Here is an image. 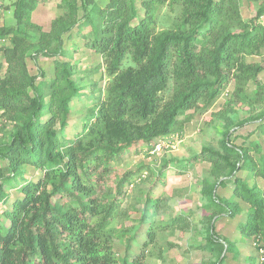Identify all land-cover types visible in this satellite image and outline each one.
<instances>
[{"label":"trees","instance_id":"16d2710c","mask_svg":"<svg viewBox=\"0 0 264 264\" xmlns=\"http://www.w3.org/2000/svg\"><path fill=\"white\" fill-rule=\"evenodd\" d=\"M93 1L57 0L60 12L44 32L31 21L41 0H13L5 6L0 0L3 9L12 8L14 19V25L0 27V41L8 42L0 46V73L5 70L0 119L13 125L9 138L0 139V163L8 171L3 175L0 170V264H144L158 230H191L189 212L155 221L164 203L151 187L134 197L133 210L137 203L141 209L131 227L114 230L112 223L124 214L127 187L143 172L155 175L154 184L162 183L167 168L183 162L164 161L157 173L139 166L107 188L113 166L133 147L136 154L151 151L157 140L180 129V117L199 104L207 110L229 82L237 103L250 100L247 83L261 86L264 61L249 64L246 57L264 54V27L241 20L238 0H179L180 24L161 32L154 25L155 6L177 0L142 2L139 19L133 0H109L98 11L97 24L90 20ZM262 15L264 7L256 18ZM81 22L91 24L93 37L87 44L103 58L111 80L103 93L91 97L84 114H76L74 101L81 90L72 64L55 61L53 77L45 82L42 72H28L26 57L32 47L35 55L64 57L62 37ZM30 29L38 36L35 45ZM126 59L131 65L123 69ZM170 82L165 100L162 93ZM251 94L259 97L257 91ZM263 121L264 109L245 123L264 130ZM72 122H79L81 130L66 141ZM257 144H248L259 151L255 161L250 147L231 143L228 127L221 152L204 147L189 160L211 163L214 180L204 179L201 187L204 208L212 214L204 225V243L212 254L224 253L211 264H222L238 246L252 251L245 256L249 264L256 258L264 264V152ZM25 168L39 172L37 179L26 180ZM9 188L14 195L8 205ZM216 217L226 230H215ZM133 249L138 254L131 259Z\"/></svg>","mask_w":264,"mask_h":264},{"label":"rangeland","instance_id":"374dc122","mask_svg":"<svg viewBox=\"0 0 264 264\" xmlns=\"http://www.w3.org/2000/svg\"><path fill=\"white\" fill-rule=\"evenodd\" d=\"M54 0H41L47 9H44L45 16L37 13L35 21L42 25V30H48V22L59 14ZM109 0H94L90 7V20L92 24H97L98 11L103 8ZM147 0H133L138 12V19L144 16V8L141 3ZM13 0H4L3 5L11 4ZM238 9L240 18L244 22L254 20L256 23L264 27V15L256 18L257 13L264 7V0H238ZM53 10L55 14L53 15ZM44 19V20H40ZM137 21V20H136ZM135 21V22H136ZM155 29L157 32L166 30H175L181 22V5L177 0L174 3L169 1L162 5H156L154 9ZM14 21L11 12H6L1 7L0 10V27L12 26ZM99 23V22H98ZM12 24V25H9ZM37 25V24H36ZM39 26V25H38ZM44 28V29H43ZM50 28V27H49ZM49 31V30H48ZM29 40L35 45L38 36L37 33L30 29L28 31ZM93 33L91 24L81 22L68 35H63V48L66 55L64 57H44L43 55H35L36 48L32 47L26 57L28 72L37 76L39 72L44 75V81L49 82L53 77V66L55 61L69 62L72 64L73 78L77 86L81 90L80 96L74 101V112L76 114H84V110L91 103V97L99 90L103 93L110 83V77L105 73L103 58L89 49L87 44L91 40ZM8 44L7 40L0 41ZM55 48V45H52ZM52 48V49H53ZM1 60V52H0ZM264 54L260 57L248 56L246 62L249 64H263ZM129 59H126L122 65L125 69L130 66ZM4 68L0 73L3 76ZM40 78L38 79V81ZM261 86L255 87L252 83H247L244 89H247L250 100L242 101L232 96L234 91L233 82H229L217 99L207 108L201 110L202 104L198 109L190 110L184 116L179 118L180 129L174 134L159 139L154 143L151 151H142L136 154V148L125 152L120 160L113 166L110 182L105 185L107 188H113L115 181L126 171H133L139 166H148L154 173H157L162 167L164 161L177 159L182 161L181 167L176 165L169 166L165 172V178L162 183L154 184L155 175L146 174L140 177L132 186L127 187V197L123 199L122 209L124 214L117 220H114L111 228L120 230L131 227L134 220L139 217L140 205L135 204L136 211L133 210L134 197L138 191L143 192L152 187L153 193L163 200V207L156 216L155 221L166 220L181 213H188L187 221L190 219V231L165 232L161 229L156 232L155 240L149 246L148 253L143 261L144 264H211L222 255L218 250H214V254L210 251L211 247L204 242V230L207 218L212 215L209 210L204 208L206 199L202 197L201 187L202 181L208 179L213 181L211 173V163L207 161L189 162L195 155L199 154L204 148H211L221 152V140L223 139L224 129L229 127V137L231 143L236 146L250 147V153L254 160L260 157L259 151L248 145L256 142V149L260 147L264 152V130L255 129L252 123H245L246 119H252L261 114L264 109V72L259 75ZM171 82L167 90L162 93L163 99H168L171 93ZM257 88V89H256ZM254 91H257L259 97H252ZM261 95V96H260ZM261 97V98H260ZM260 98L261 100H259ZM0 119V139L7 140L9 134L13 131V125L3 123ZM254 121V120H253ZM241 126H237L239 123ZM264 123V121H263ZM228 125V126H227ZM81 130L79 122H72L65 130V140H70L76 133ZM6 164L0 163V170L6 175ZM245 173V172H244ZM243 173V176H244ZM246 174V173H245ZM26 180L37 179L39 172H34L31 168L24 169ZM257 183L261 186L259 179L251 180V183ZM231 182V181H230ZM228 182V185L231 183ZM105 189V188H104ZM9 195L8 205L10 204V195H14V190L9 188L6 190ZM1 208V206H0ZM166 211V212H163ZM212 222L215 230H226L227 225L214 218ZM200 246V248H198ZM114 247L120 249L121 245L114 243ZM250 248L238 246L231 250L222 264H249L245 259L246 254H251ZM138 251L133 249L130 258L132 259ZM252 264H257V258Z\"/></svg>","mask_w":264,"mask_h":264},{"label":"crops","instance_id":"0c3cea01","mask_svg":"<svg viewBox=\"0 0 264 264\" xmlns=\"http://www.w3.org/2000/svg\"><path fill=\"white\" fill-rule=\"evenodd\" d=\"M54 2H55V0H54ZM44 9H47L46 7H45V5L43 4V2L42 3H38V5H37V7H36V10L33 12V14H32V16H31V21L34 23V24H37V25H39V26H41V27H43L42 25H40L39 23H37L34 19H35V16L37 15V13H40V14H43V16H42V18L45 16V14H44ZM6 12H11V14H12V8H10L9 10H5ZM55 14V12H54V10H53V15ZM12 19H13V16H12ZM53 19H54V17H53ZM52 19V20H53ZM40 20H44V19H40ZM52 20H49V21H47L48 22V30H49V27H50V23H51V21ZM13 21H14V19H13ZM14 24V23H13ZM9 25H12V24H9ZM44 29V28H43ZM48 30H46V32L48 31ZM44 32H45V29L43 30Z\"/></svg>","mask_w":264,"mask_h":264},{"label":"built area","instance_id":"2783aa9c","mask_svg":"<svg viewBox=\"0 0 264 264\" xmlns=\"http://www.w3.org/2000/svg\"><path fill=\"white\" fill-rule=\"evenodd\" d=\"M0 10H1V6H0Z\"/></svg>","mask_w":264,"mask_h":264},{"label":"water","instance_id":"95a60500","mask_svg":"<svg viewBox=\"0 0 264 264\" xmlns=\"http://www.w3.org/2000/svg\"><path fill=\"white\" fill-rule=\"evenodd\" d=\"M224 254V253H223ZM223 256V255H222Z\"/></svg>","mask_w":264,"mask_h":264}]
</instances>
